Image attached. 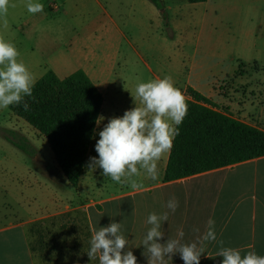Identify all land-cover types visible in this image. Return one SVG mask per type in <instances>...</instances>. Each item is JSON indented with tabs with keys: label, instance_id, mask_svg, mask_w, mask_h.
Instances as JSON below:
<instances>
[{
	"label": "rangeland",
	"instance_id": "rangeland-1",
	"mask_svg": "<svg viewBox=\"0 0 264 264\" xmlns=\"http://www.w3.org/2000/svg\"><path fill=\"white\" fill-rule=\"evenodd\" d=\"M161 1L163 10L149 0H38L43 11L32 14L27 0H10L15 6L8 9L7 27L0 19V35L15 44L18 59L36 82L48 72L63 80L82 70L103 94L104 119L97 123L80 189H131L104 176L99 167L91 170L89 164L91 157L98 159L95 144L108 120L140 106L138 82L170 76L185 95L190 82L200 90L213 87L228 101L216 104L218 108L238 119L234 106L249 97L264 106V0ZM10 107L0 109V189H32L30 195L38 201L40 189H79L68 184L45 138ZM259 111L257 107L244 120L264 130ZM8 132L25 139L30 153L10 144ZM133 179L143 188L156 181L145 172ZM67 199L60 201L62 208L71 206ZM2 203L0 195V208ZM71 215L51 219L54 224L37 222L31 230L32 245L37 248L43 240L39 230L45 225V239L62 249L54 259H76L89 242L82 213ZM73 219L77 223L71 225ZM5 222L0 216V225Z\"/></svg>",
	"mask_w": 264,
	"mask_h": 264
},
{
	"label": "crops",
	"instance_id": "crops-1",
	"mask_svg": "<svg viewBox=\"0 0 264 264\" xmlns=\"http://www.w3.org/2000/svg\"><path fill=\"white\" fill-rule=\"evenodd\" d=\"M188 85L215 104H228L226 97L219 95L213 87L200 90L191 82ZM240 104L234 107L238 108L241 119H234L256 127L244 119L258 107V119L264 122V106L261 107V103L249 97ZM168 158L169 153H165L159 160L155 184L140 191L80 189L78 184L79 189L71 191L40 189L38 201V198L30 195L32 189H0L3 199L0 209L11 215L7 218L0 212V216L6 220L5 224L0 225V264H98V260H90L87 255L92 229L108 226L113 221L123 222V232L129 239L128 247L136 256L137 264H147V254L143 255L145 249L142 245L143 237L150 228L147 217L152 212L161 214L165 211L169 212V216L167 222L162 224L165 235L161 243L168 238H177L181 229L184 232L182 242H195L204 234L207 221L212 218L217 241L222 240L224 247L239 249L241 255L255 251L264 256V157L165 183L163 177ZM141 173L140 176H144L143 170ZM173 196L179 201L175 213L166 208L167 201ZM65 197L71 200V206L62 208L60 201ZM78 213H82V222L87 229L88 249L78 251L74 255L76 259L71 262L54 259L62 254V249L45 239V233L49 230L46 223L54 224L55 221L51 219L57 216L71 217V214ZM37 222L45 225L42 231L39 230V237L44 242L41 240L36 248L30 236ZM76 223L75 219L70 221L71 225ZM194 229H199V232ZM219 247L216 241L207 243L200 264H221L223 258L216 255ZM169 264L184 262L177 253Z\"/></svg>",
	"mask_w": 264,
	"mask_h": 264
},
{
	"label": "clouds",
	"instance_id": "clouds-1",
	"mask_svg": "<svg viewBox=\"0 0 264 264\" xmlns=\"http://www.w3.org/2000/svg\"><path fill=\"white\" fill-rule=\"evenodd\" d=\"M10 0H0V19L7 27V14ZM29 13L43 11V4L38 0H27ZM14 43L0 35V109L10 105H19L25 97L32 96L35 76L28 69ZM136 98L140 106L126 110L122 117L110 118L95 144L98 159L90 158L89 168L102 169L104 176L120 184H128L131 189L140 191L143 184L133 177L140 176L143 170L148 178L158 179V162L165 153H170L174 139L179 135L188 112L186 95L175 86L170 76L138 82L135 87ZM24 110L29 105L23 103ZM100 117L98 122L103 120ZM179 201L170 197L166 208L175 213ZM169 212L161 214L152 212L147 217V230L142 240L143 255L147 264H169L177 253L184 264H200L207 243L216 241L220 247L216 255L222 257L221 264H264V256L255 251L241 255L239 249L224 247L223 241H217L215 221L209 218L206 231L195 242L184 243L183 230L178 231L177 238H164L162 224L167 222ZM123 222H111L105 227H93L90 249L87 253L90 260L98 264H137V258L128 247L129 239L124 235ZM199 232V229H194Z\"/></svg>",
	"mask_w": 264,
	"mask_h": 264
},
{
	"label": "trees",
	"instance_id": "trees-1",
	"mask_svg": "<svg viewBox=\"0 0 264 264\" xmlns=\"http://www.w3.org/2000/svg\"><path fill=\"white\" fill-rule=\"evenodd\" d=\"M190 4L208 0H187ZM163 10L161 0H149ZM188 112L173 141L163 182L169 183L264 157V130L234 119L193 88L186 89ZM29 105L24 110L23 103ZM103 95L82 70L60 80L46 73L31 97L10 109L45 138L68 184L77 188L84 173ZM8 142L29 154L25 139L10 133Z\"/></svg>",
	"mask_w": 264,
	"mask_h": 264
}]
</instances>
